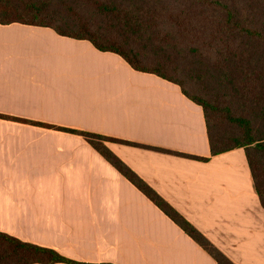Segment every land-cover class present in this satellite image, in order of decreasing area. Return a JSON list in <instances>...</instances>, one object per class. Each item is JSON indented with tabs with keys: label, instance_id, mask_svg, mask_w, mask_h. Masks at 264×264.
<instances>
[{
	"label": "crops",
	"instance_id": "1",
	"mask_svg": "<svg viewBox=\"0 0 264 264\" xmlns=\"http://www.w3.org/2000/svg\"><path fill=\"white\" fill-rule=\"evenodd\" d=\"M0 115L149 147L105 142L234 264H264L245 151L212 156L178 85L89 41L0 24ZM0 232L88 264H217L83 136L3 118Z\"/></svg>",
	"mask_w": 264,
	"mask_h": 264
},
{
	"label": "trees",
	"instance_id": "2",
	"mask_svg": "<svg viewBox=\"0 0 264 264\" xmlns=\"http://www.w3.org/2000/svg\"><path fill=\"white\" fill-rule=\"evenodd\" d=\"M13 23L89 41L99 51L121 56L136 71L178 85L203 108L212 156L244 149L264 208V0H0V24ZM0 118L83 136L217 264H234L105 142L149 147L22 118ZM58 263L88 264L0 232V264Z\"/></svg>",
	"mask_w": 264,
	"mask_h": 264
},
{
	"label": "rangeland",
	"instance_id": "3",
	"mask_svg": "<svg viewBox=\"0 0 264 264\" xmlns=\"http://www.w3.org/2000/svg\"><path fill=\"white\" fill-rule=\"evenodd\" d=\"M133 45H134V44H133ZM135 48H136V50H138V51H139V47H138V46H136Z\"/></svg>",
	"mask_w": 264,
	"mask_h": 264
}]
</instances>
